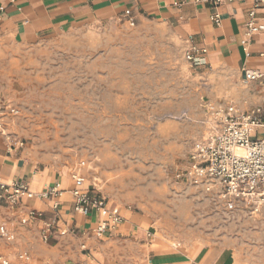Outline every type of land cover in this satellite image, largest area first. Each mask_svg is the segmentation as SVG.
<instances>
[{
  "label": "rangeland",
  "instance_id": "1",
  "mask_svg": "<svg viewBox=\"0 0 264 264\" xmlns=\"http://www.w3.org/2000/svg\"><path fill=\"white\" fill-rule=\"evenodd\" d=\"M172 36L121 21L81 43L8 50L0 56L6 131L31 159L82 174L123 214L162 224L179 250L184 241H227L243 262L264 264V206L237 201L228 211L219 188L176 180L217 125L213 112L232 104Z\"/></svg>",
  "mask_w": 264,
  "mask_h": 264
},
{
  "label": "crops",
  "instance_id": "2",
  "mask_svg": "<svg viewBox=\"0 0 264 264\" xmlns=\"http://www.w3.org/2000/svg\"><path fill=\"white\" fill-rule=\"evenodd\" d=\"M0 7L4 8L0 14V56L12 49L81 43L86 36H99L121 21L161 26L172 32V39L186 52L190 38L206 48V63L197 69L212 72L221 82L225 102L235 104L240 112L264 108V84L245 78L247 70L264 73V30L247 35L251 0L220 5L203 0H0ZM215 14L220 15V25L211 19ZM256 23L264 25V9L257 12ZM42 161L31 159L24 149L11 148L0 135V184L26 183L34 193L56 185L66 190L47 242L43 235L55 219L56 200L23 199L17 205L0 200V226L16 235L14 242L0 246V254L9 264H248L227 241H184L183 250H179L180 245L173 244L174 237L162 224L159 231L149 216L129 210L123 214L102 195L98 196L110 209L119 210L122 221L99 233L107 218L96 211L88 216L75 212L73 175L65 177ZM84 189L92 192L89 186ZM32 210L43 218L22 224Z\"/></svg>",
  "mask_w": 264,
  "mask_h": 264
},
{
  "label": "built area",
  "instance_id": "3",
  "mask_svg": "<svg viewBox=\"0 0 264 264\" xmlns=\"http://www.w3.org/2000/svg\"><path fill=\"white\" fill-rule=\"evenodd\" d=\"M201 0H197L200 2ZM214 5L236 0H203ZM248 1V0H245ZM252 8L248 13L247 35L251 36L264 25L256 23L257 12L264 9V0H251ZM4 10L0 7V14ZM129 14V12H128ZM1 19V15H0ZM216 25H220L219 14L211 17ZM186 60L194 68L205 65L204 55L206 48L198 47L192 38L188 39ZM246 81H259L264 84V73L255 70L245 72ZM6 110L5 102L0 96V135L11 148H23L22 140L13 139L7 133L2 115ZM15 113L14 109L10 110ZM217 125L213 128L206 144L198 146L189 159L188 167L176 175L177 182L196 184L199 180L205 191L213 194L216 188L220 189V199L226 202L228 211L235 209L236 202H247L254 207L255 212L264 206V108L254 107L247 112H240L231 105L213 112ZM76 188L72 191L75 199V212L88 216L96 211L107 218L99 227V233H104L110 225L121 223L122 218L118 209H110L107 201L96 194L84 189L86 178L82 174H74ZM0 200L5 199L11 205L19 204L23 199H50L56 202L53 205L55 219L47 226L43 235L45 242L49 241L52 227L57 223L60 211V199L66 190L59 185L50 187L41 193H34L26 183L0 184ZM43 218V214L32 210L28 217L22 220L27 224L30 219ZM16 235L6 226H0V246L3 242H14ZM0 264H9L0 254Z\"/></svg>",
  "mask_w": 264,
  "mask_h": 264
},
{
  "label": "bare ground",
  "instance_id": "4",
  "mask_svg": "<svg viewBox=\"0 0 264 264\" xmlns=\"http://www.w3.org/2000/svg\"><path fill=\"white\" fill-rule=\"evenodd\" d=\"M86 186H85V184H84V188H85ZM159 243V242H158ZM178 247V246H177ZM207 257V256H206Z\"/></svg>",
  "mask_w": 264,
  "mask_h": 264
}]
</instances>
